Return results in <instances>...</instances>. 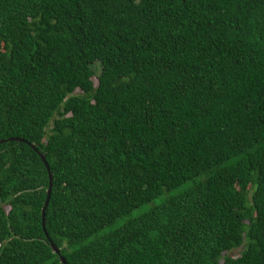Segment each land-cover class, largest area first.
Segmentation results:
<instances>
[{
	"label": "trees",
	"instance_id": "obj_1",
	"mask_svg": "<svg viewBox=\"0 0 264 264\" xmlns=\"http://www.w3.org/2000/svg\"><path fill=\"white\" fill-rule=\"evenodd\" d=\"M50 240L264 264V0H0V264H62Z\"/></svg>",
	"mask_w": 264,
	"mask_h": 264
},
{
	"label": "water",
	"instance_id": "obj_2",
	"mask_svg": "<svg viewBox=\"0 0 264 264\" xmlns=\"http://www.w3.org/2000/svg\"><path fill=\"white\" fill-rule=\"evenodd\" d=\"M8 140H20L22 141L23 139L22 138H10ZM32 148H34L33 145H31ZM37 151V150H36ZM39 157L42 159L47 171H48V177H49V183H48V188L46 190V197H45V201H44V204L41 208V220H42V229L46 235V237L48 238V235H47V232L45 230V211H46V207L48 205V202H49V198H50V194H51V189H52V174L50 172V169H49V165L47 163V161L45 160V157L43 156V154H41L39 151H37ZM50 246L52 248V251L58 255L59 259H60V262L62 264H67L64 256L61 254L60 252V249L50 240Z\"/></svg>",
	"mask_w": 264,
	"mask_h": 264
},
{
	"label": "rangeland",
	"instance_id": "obj_3",
	"mask_svg": "<svg viewBox=\"0 0 264 264\" xmlns=\"http://www.w3.org/2000/svg\"><path fill=\"white\" fill-rule=\"evenodd\" d=\"M93 81L96 83V79L95 78H93ZM158 200H159V198L156 199L154 202H157ZM150 205L151 204H146V205H144V206H142V207H140L138 209L133 210L132 213H131V216L136 215L137 213H139L140 211H142L144 209H147V207L150 206ZM238 254H239L238 251L233 252L234 256H237Z\"/></svg>",
	"mask_w": 264,
	"mask_h": 264
}]
</instances>
